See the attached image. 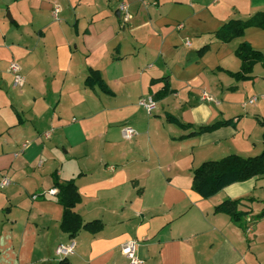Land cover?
<instances>
[{"label":"crops","instance_id":"1","mask_svg":"<svg viewBox=\"0 0 264 264\" xmlns=\"http://www.w3.org/2000/svg\"><path fill=\"white\" fill-rule=\"evenodd\" d=\"M259 13L264 0H0V181L11 180L0 189V264H128L121 247L132 241L143 264H264V176L209 199L193 190L202 163L264 149L254 141L264 132V68L252 81L225 73L240 71L243 42L264 54V30L214 41L229 21ZM90 70L111 94L85 85ZM163 78L174 93L148 112L139 100L160 92L164 82L154 81ZM231 119L235 126L188 136ZM53 173L75 180L74 212L102 231L71 240L61 230ZM227 200H241L245 230L215 213ZM70 244L71 255H57Z\"/></svg>","mask_w":264,"mask_h":264},{"label":"trees","instance_id":"2","mask_svg":"<svg viewBox=\"0 0 264 264\" xmlns=\"http://www.w3.org/2000/svg\"><path fill=\"white\" fill-rule=\"evenodd\" d=\"M249 28H259L264 30V13H259L254 17L241 21L232 20L214 32L215 38L221 43H230L234 39L244 36L245 31ZM206 45L197 51L199 56L209 51ZM241 61V68L238 72L225 71L235 81H252L253 70L257 64L264 68V54L252 48V46L243 42L239 45L235 52ZM163 81V89L152 96L154 101H159L174 93L168 78L156 80L154 82ZM85 85L91 89L98 86L105 94H111L106 84L101 79L100 74L90 70L89 76L85 80ZM235 90V87L231 88ZM169 123L176 124L180 128H192L190 124H184L174 116L166 115ZM264 127V122L258 121ZM235 126L234 120L217 122L211 125L200 127L198 131L188 136H198L204 133H210L217 129ZM186 136V137H188ZM183 138V137H182ZM181 138V139H182ZM264 139V132L262 135ZM264 176V149L257 156L242 157L236 154L229 155L219 160H210L202 163L193 172V190L202 198L209 199L217 195L227 186L235 183H242L255 177ZM53 184L58 189L57 203L63 208V216L61 221V230L66 233L69 239L74 240L81 231H87L91 234H97L103 230V223L95 220L92 222H84L82 217L74 212L75 207L80 204L81 196L74 179L61 182L56 173H53ZM251 201V200H249ZM241 200H227L215 208V213H223L229 216L232 223L245 230L244 220L246 213L240 210ZM259 220L264 219V210L257 216ZM61 264H66L63 260Z\"/></svg>","mask_w":264,"mask_h":264},{"label":"built area","instance_id":"3","mask_svg":"<svg viewBox=\"0 0 264 264\" xmlns=\"http://www.w3.org/2000/svg\"><path fill=\"white\" fill-rule=\"evenodd\" d=\"M57 11V10H56ZM118 11L120 12V17L126 23L130 20L131 16L129 14L128 5L125 3L119 4ZM189 45V43L187 42ZM10 71L14 76V85L22 86L24 84V76L21 73V69L18 64L11 63ZM208 100H212V98L207 97ZM253 100L250 101L252 103ZM139 105L144 107L148 112H152L156 108V103L152 98H141L139 100ZM122 134L124 139H131L134 135V130L130 126H124L122 128ZM48 136V135H47ZM11 184V180L9 177L4 176L0 181V189H4ZM57 190H53L50 193L55 195L57 194ZM36 198V197H34ZM250 229H247L249 232ZM74 244H70L68 246L60 245L56 249V253L58 256L62 258H66L74 252ZM121 253L128 260V264H143V262L138 258L136 254V243L135 242H127L121 247Z\"/></svg>","mask_w":264,"mask_h":264},{"label":"rangeland","instance_id":"4","mask_svg":"<svg viewBox=\"0 0 264 264\" xmlns=\"http://www.w3.org/2000/svg\"><path fill=\"white\" fill-rule=\"evenodd\" d=\"M214 37H215V36H214ZM214 37H213V38H214ZM215 40H217V39L214 38V41H215ZM216 42H220V41H216ZM236 82H237V81H236ZM173 115H174V114H173ZM175 116H176V115H175ZM176 117H177V116H176ZM178 118H179V117H178ZM249 122H250V123L248 124V125H249L248 128H254V127H255V124H257V126H259V124H258L257 122L255 123V121L252 120V119H249ZM252 122H253V123H252ZM167 123H168V122H167ZM254 123H255V124H254ZM255 128H256V127H255ZM254 133H255V131H254ZM261 138H262L261 134H260V136H255V139H257V140H254V141H257V143H258V142H260V140H262ZM232 153H234V152H232Z\"/></svg>","mask_w":264,"mask_h":264},{"label":"water","instance_id":"5","mask_svg":"<svg viewBox=\"0 0 264 264\" xmlns=\"http://www.w3.org/2000/svg\"><path fill=\"white\" fill-rule=\"evenodd\" d=\"M120 13V12H119Z\"/></svg>","mask_w":264,"mask_h":264}]
</instances>
